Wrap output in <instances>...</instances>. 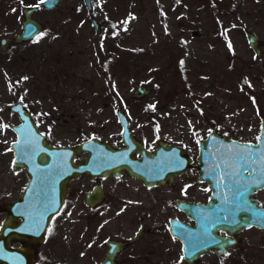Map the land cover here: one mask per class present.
<instances>
[{
    "label": "rangeland",
    "instance_id": "1",
    "mask_svg": "<svg viewBox=\"0 0 264 264\" xmlns=\"http://www.w3.org/2000/svg\"><path fill=\"white\" fill-rule=\"evenodd\" d=\"M31 4L39 5L33 16L42 22V32L0 48V202L17 198L27 180L24 170L11 168L15 133L9 124L19 119L9 107L16 101L56 144L74 145L93 136L121 144L117 109L149 146L159 137L195 153L197 141L212 130L241 141L257 138L264 118V0H91L90 11L83 0H59L52 10L40 0H0V38L21 32L22 7ZM246 30L260 40L261 55L250 47ZM140 84L148 92L137 99L134 90ZM179 181L173 195L180 194ZM90 185L87 177L72 184L68 211L74 217L63 218L67 239L84 227L87 234L118 231L104 215L99 221L82 215L81 195ZM102 185L107 194L102 205L116 208L123 193L138 183H127L123 176ZM142 194L131 197L152 215L136 222L122 215L124 232L140 224L153 228L155 220L166 226L172 215L168 194ZM258 198L264 206V190ZM243 236L239 264H264V230ZM69 244L68 252L47 262L40 247L38 264H78Z\"/></svg>",
    "mask_w": 264,
    "mask_h": 264
},
{
    "label": "water",
    "instance_id": "2",
    "mask_svg": "<svg viewBox=\"0 0 264 264\" xmlns=\"http://www.w3.org/2000/svg\"><path fill=\"white\" fill-rule=\"evenodd\" d=\"M86 9L91 10L90 0H83ZM47 10L58 7L59 0H48L41 3ZM37 5L22 7V29L13 37H1L0 48L6 50L10 44H21L36 38L43 30V24L33 14ZM95 31L98 32L96 20H92ZM33 31L30 32V27ZM246 39L256 56L261 55L260 40L250 30L245 31ZM147 87L138 85L134 90V97L140 99L147 94ZM10 111L19 118L18 124H9L15 133V140L10 143L9 149L13 152L11 167L14 171L24 169L28 181L20 197L12 202L0 203V212L7 211L8 215L0 226V264H34V246L44 238L45 229L64 204L68 195V185L72 178L79 175L103 176L109 173L118 175L121 170L138 177L145 185L167 184L172 175L186 168L189 164L187 150L179 145L171 144L165 139L155 140L157 148L153 151L145 149L144 143L129 131V122L123 111L117 112V119L122 126L121 141L124 147L117 148L112 142L101 141L98 137H90L74 145L51 144L46 136L37 128L36 121L31 111L20 101L12 103ZM259 138V139H258ZM264 144V118L260 121L259 133L256 144L242 143L233 138H227L216 130L207 133L205 138L198 141L197 169L201 179L210 180L212 195L208 204L199 205L178 200V207L191 212L194 208L203 209L205 216L211 213V219L197 222L192 228L194 234L210 241V248L219 249V230L231 232V227L243 229L255 226L264 229V207L257 199L252 197V192L264 187H253L242 199H246L252 206V211H235L232 200L233 191L228 187L222 191L225 175L237 168L238 161L233 158L239 153L259 152ZM86 153L80 162L76 161L78 154ZM138 155H140L138 157ZM184 159L181 169H176V164ZM258 169V162L253 165ZM245 174L243 168L240 169ZM215 177V179H214ZM222 179V180H221ZM217 180L220 186L217 187ZM224 181V182H223ZM230 184V182L228 183ZM101 191L96 187L86 196L87 203L94 204L101 200ZM227 197V200H225ZM227 207L231 213L227 214L219 209ZM254 213L261 215H254ZM228 219L224 220V216ZM20 218V219H18ZM233 221H237L233 223ZM215 222L216 227H211ZM205 228L209 235H205ZM173 233V223L170 226ZM18 241L21 246L15 248L12 244ZM220 252V251H219ZM187 254V252H185ZM185 260L190 257L185 255Z\"/></svg>",
    "mask_w": 264,
    "mask_h": 264
},
{
    "label": "flooded vegetation",
    "instance_id": "3",
    "mask_svg": "<svg viewBox=\"0 0 264 264\" xmlns=\"http://www.w3.org/2000/svg\"><path fill=\"white\" fill-rule=\"evenodd\" d=\"M93 19L94 18H92V20ZM98 31H99V26H98ZM119 110L123 111L122 109H117L116 117H117V112ZM32 116L34 117L33 114ZM34 119L36 121L38 128L37 120L35 117ZM128 122H129V131L136 138H138L134 134V132L130 130L132 123L129 120ZM121 134H122V126L120 131V137ZM158 138H155V140ZM139 140L144 143L145 149L149 151H153L157 148V144L155 140H154L155 144L153 146L147 145L146 142L141 139ZM48 141L55 146L64 145L61 143H57V144L52 143L49 139ZM198 141H197V150L195 153L193 151H190V149H186L187 150L186 155L189 157V164L186 166L185 169L172 175L169 181L167 182V184L148 186L145 185L141 179L129 174L125 170H121L118 175L109 173L103 176L79 175L72 178L68 185V195L65 198L64 204L62 205L58 213H56L48 223L45 229V233L43 237L44 239L41 242H38L34 246L35 249L34 264H38V255L40 253V247H42V254L44 257V261L47 262L56 255L62 256L66 251L68 252L67 246L69 243H70L69 245H71L70 249L75 251V254L73 253V255H75V257L78 259L77 261L78 264H239L238 258H240L241 254H239L238 251L246 242V238H244L243 235L245 233H250L251 235H253V232L260 228L251 226L237 230V228L231 227V232L229 233L223 229L219 230L217 235L219 238L218 244H219L220 252L219 251L217 252L213 248L204 250L206 249V247H210V245H212L211 242L204 240L203 237L198 234H194V230L192 229L196 227L197 222H201L202 220H204L205 218L204 210L203 209L198 210L199 208H194L191 212H187L186 210L178 207L179 204V202H177L178 200L205 206L206 204H208L212 195L210 180L206 178L201 179L199 171L197 169ZM238 141L242 143L244 142V143L256 144L257 138L254 141L252 140H246V141L238 140ZM113 144L117 148H121L125 146L122 143V141L121 144H116L114 142ZM85 155L86 153L83 152L78 154L76 161L80 162L81 158L84 157ZM139 156L140 155H138V157ZM256 156L257 157L259 156V152L256 153ZM184 163H185L184 159H181V161L176 164L175 166L176 169H181ZM18 170H24V169H18ZM245 174L247 176L246 172ZM123 176H126L127 183L129 181L137 182L138 183V185L136 186L137 189L134 190V185H132V188H128V190L130 191L129 192L130 195L128 194L127 191L123 193L124 196L120 198V200L122 201H116V203H118L116 204V208H111V206H109L110 204H107L104 207L102 204H104V201L107 198V194L102 185V181L107 178L115 179V181L121 180ZM81 177H87V179L90 180V184H91L89 186V189H86L81 195L80 201L81 204H83L82 206L83 209L86 211L82 215H90L93 217L92 219H97V221H99V217H98L99 215H104L103 218L105 219V221L108 220L115 225L117 224L118 231L116 233L108 231L106 233L87 234L88 227H84L80 229L78 228L77 229L78 233L74 234L73 237L70 236L67 239L68 236L66 234V230L68 224L64 223L63 218L70 217L73 219L74 217L73 214L74 211H70V212L68 211L69 200L71 196V190L73 189L72 186L73 182ZM177 179H180L179 181L180 185L178 186V191H180V194L173 195V193L176 192L175 186ZM27 181H28V177L25 184L22 186L21 191L17 196V198L11 201H1L0 203L12 202L18 199L24 187L26 186ZM224 181H223L224 185L221 186V189L222 191L226 192L228 187L230 188V184H228L230 182V178ZM96 187H98L99 190L101 191L100 195L102 198L100 201L94 202V204H89L86 201L87 200L86 196L90 194V192H92ZM109 187L113 195L117 196L115 185H110ZM262 190H264V187L252 192V197L257 199L259 203L260 201L258 198V193ZM155 191L159 195L168 194L166 199L170 204L172 215L168 216L167 225L164 226L162 221L155 220L153 223L154 225L153 228L146 227L140 224L135 229H133L131 233L124 232L125 228L121 227V225L124 224L123 219L121 218L122 215H130L135 222L139 220H143V218H145L146 216L152 215V213L149 210H146V208H141V206L144 205L143 202L139 199L134 198V196H132L133 197L132 198L131 194L136 193L137 195H140L141 193L143 194L148 192L153 193ZM231 191L234 192V190ZM233 196L234 194L231 197L233 198ZM155 201H159V197H156ZM0 214L2 215V220L0 223L1 226L3 220L8 215V212L3 211L0 212ZM172 223H173V233L170 232V226ZM109 228H112V226L109 225ZM164 230L167 231L166 235H162ZM79 231H84V232H79ZM69 239H72L71 242ZM167 242L170 243V249H166V247L169 246ZM12 246L18 248L21 246V244L18 241H15L12 244ZM185 252H187V254H185ZM249 252H251L252 254V251ZM185 255L189 256L190 260H185L184 258ZM206 256H214L216 261H214L213 263L206 261L204 259ZM229 257L232 258L234 257L235 259L228 260Z\"/></svg>",
    "mask_w": 264,
    "mask_h": 264
},
{
    "label": "snow or ice",
    "instance_id": "4",
    "mask_svg": "<svg viewBox=\"0 0 264 264\" xmlns=\"http://www.w3.org/2000/svg\"><path fill=\"white\" fill-rule=\"evenodd\" d=\"M40 2L47 3L48 0H40ZM38 6L39 5H37V7ZM29 27H30V32L33 31V29H31V26ZM4 127H7V126H4ZM258 151H259L258 157L250 149L248 150L247 153L237 154L233 158L234 160L238 161L237 168L225 174L230 178V189L234 190V196L231 201H228V203L234 204L236 212L252 211V206L250 202L242 198H244L246 194L249 193L253 187L259 188L261 185H264V144L261 145ZM258 162L261 165L259 169L253 166V165H256ZM241 168H243L245 172L247 173V177H248L247 179L245 178L244 173L240 171ZM219 186H220V181L217 180V187ZM225 200H227V197H225ZM219 210L227 214H230L232 211L231 209L227 207L221 208ZM227 214L224 216L223 218L224 220L228 219ZM254 215H261V214L254 213ZM211 216L212 214L208 213L206 214L205 219L210 220ZM236 222L237 221H233V223H236ZM211 227H216V223L213 222L211 224ZM209 234L210 233L208 229L205 228V235H209Z\"/></svg>",
    "mask_w": 264,
    "mask_h": 264
},
{
    "label": "trees",
    "instance_id": "5",
    "mask_svg": "<svg viewBox=\"0 0 264 264\" xmlns=\"http://www.w3.org/2000/svg\"><path fill=\"white\" fill-rule=\"evenodd\" d=\"M19 54H23L22 52H19Z\"/></svg>",
    "mask_w": 264,
    "mask_h": 264
}]
</instances>
